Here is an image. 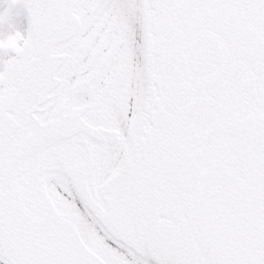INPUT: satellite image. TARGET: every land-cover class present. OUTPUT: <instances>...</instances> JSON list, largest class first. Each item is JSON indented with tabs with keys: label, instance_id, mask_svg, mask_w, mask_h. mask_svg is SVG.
Wrapping results in <instances>:
<instances>
[{
	"label": "snow or ice",
	"instance_id": "obj_1",
	"mask_svg": "<svg viewBox=\"0 0 264 264\" xmlns=\"http://www.w3.org/2000/svg\"><path fill=\"white\" fill-rule=\"evenodd\" d=\"M0 264H264V0H0Z\"/></svg>",
	"mask_w": 264,
	"mask_h": 264
},
{
	"label": "water",
	"instance_id": "obj_2",
	"mask_svg": "<svg viewBox=\"0 0 264 264\" xmlns=\"http://www.w3.org/2000/svg\"><path fill=\"white\" fill-rule=\"evenodd\" d=\"M131 242H132V243H136V241H134V240H133V241H131Z\"/></svg>",
	"mask_w": 264,
	"mask_h": 264
}]
</instances>
